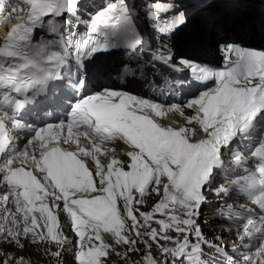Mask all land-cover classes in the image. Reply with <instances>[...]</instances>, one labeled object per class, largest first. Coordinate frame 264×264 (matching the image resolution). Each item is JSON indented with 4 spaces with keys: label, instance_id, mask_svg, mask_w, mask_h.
I'll list each match as a JSON object with an SVG mask.
<instances>
[{
    "label": "snow or ice",
    "instance_id": "1",
    "mask_svg": "<svg viewBox=\"0 0 264 264\" xmlns=\"http://www.w3.org/2000/svg\"><path fill=\"white\" fill-rule=\"evenodd\" d=\"M76 4L77 0H17L7 4L0 0V15L5 19L15 15L17 20L0 44V156L5 157L0 161V202L5 205L0 243L17 245L21 250L27 243L54 244L58 250L51 255L59 258L70 243L61 228L62 211L70 218L75 237L71 241L75 264H106L112 253L129 264V254L138 252L140 243L149 250L141 264H204L203 246L224 256L223 261L210 256L213 264H264V215L256 219L249 216L237 233L242 242L245 237L259 241L254 252L250 244L243 245L248 251L233 249L240 262L227 256L220 246L208 243L197 223L200 207L206 202L203 189L223 167V150L232 153L237 165L244 160L239 151H232L237 135L251 141L247 150L255 165L254 170H246L248 175L240 177L247 185L242 190H247L252 202L264 212V127L254 140L251 135L264 121V50L244 48L221 37L224 69L199 68L200 78L215 81L216 87L199 92L183 105L166 106L115 88L89 92L90 69L85 61L121 47L122 39L137 44L140 40L126 0H107L90 17L89 31L102 39L76 40V32L65 33L57 27L63 14L73 12ZM146 15L152 26L165 34L190 23L189 15L176 0H152ZM232 23L236 26L242 21ZM45 24L55 38L43 42L35 37V31ZM222 24L221 19L209 15L199 20L197 31L215 40ZM58 44L71 52L52 50ZM162 44L164 50L153 54L152 61L177 72L182 67L197 70L190 60L174 62L170 46L163 40ZM98 71L109 77L115 74L123 81L137 76L139 62L136 67L122 62ZM65 76V86L72 93L68 98L72 119L67 135H62L63 123L37 127L21 110L45 91L49 80ZM176 87H182V83L173 81L171 88ZM165 109L182 116L186 109H192L193 114L185 116L186 125L176 129L162 126L155 119ZM200 131L205 137L194 139ZM14 132L28 136L25 150L15 147ZM80 136L92 147H82ZM115 140L130 146L124 152L126 160L109 157L107 150H101L102 144ZM73 143L76 150H69ZM34 144H38V156L36 149L31 153L27 150ZM82 157L94 159L91 170ZM232 182L238 184L239 180ZM213 191L219 194L228 190L221 186ZM149 194L158 199L145 212L140 206ZM9 204L15 206V212L8 209ZM177 207L179 216L175 214ZM168 231L177 232L178 238L167 235ZM102 233H111L125 250L117 251L105 243ZM161 240L174 246L166 247ZM153 244L166 257L162 262L152 255ZM0 264L30 262L5 252Z\"/></svg>",
    "mask_w": 264,
    "mask_h": 264
},
{
    "label": "rangeland",
    "instance_id": "2",
    "mask_svg": "<svg viewBox=\"0 0 264 264\" xmlns=\"http://www.w3.org/2000/svg\"><path fill=\"white\" fill-rule=\"evenodd\" d=\"M6 1L10 2V0H6ZM106 2H107V0H82L79 3L78 9L76 12H73V13L65 16V17L60 18V23L57 25L58 29L62 30L65 33H67L69 30H72L74 32L76 31L77 36L80 35L79 37L81 40L86 38L87 33H88V24H89L90 17L98 9H100L102 7V5L105 4ZM136 2L140 6L139 9H140V15L142 16V19L145 22H147L148 24H150L149 28H151L153 31H158L152 26L151 22L148 19V16L146 15V13L148 12V6L152 3V0H146V1L145 0H137ZM188 5L191 6L190 3H188ZM217 18H219V17H217ZM219 19H221V18H219ZM43 31L47 35L52 36V33H50L48 31V25L47 24H45L43 26ZM224 32H226V31H223L222 33L216 35V37H219L221 39L222 36L223 37L227 36L228 34H223ZM219 180H221V179L219 178ZM215 185H217V184H214V186ZM147 197H149V195H147ZM145 203H146V206L144 208L145 209L149 208L153 204V200L150 199L149 202L146 201ZM216 206H218V205H211L207 209H203L202 211L203 212L208 211V209L210 210ZM144 208L142 206H140V210L144 211ZM62 217L65 220V214L63 215V213H62ZM2 220H4V219L1 218L0 224H2ZM208 220L209 219L207 218L206 214L202 215L201 213H200L199 218L197 219L200 226L203 222H207ZM216 223H213L214 225L212 224V226H214L212 228L217 227L218 224H216ZM12 226L13 225L9 224V227H12ZM153 226L156 227L157 225L153 223ZM141 231L143 232V231H145V229H141ZM70 232H71V235H74V233L71 231V229L69 227V233ZM108 234H111V233H108ZM213 235H215V233ZM106 238L109 240L113 239L112 237H110L108 235H106ZM106 238H104L103 240L105 243L109 244V242ZM215 238H217V240H218V235L216 237L215 236L205 237V239L208 241V243L219 244L217 241L216 242L214 241ZM68 239H69V237H68ZM219 241L222 242V240L220 238H219ZM163 243H164V241L161 242V244H163ZM140 244L141 245H139V244L137 245L138 249L141 246L142 249H144L147 253L149 250L145 247V245L143 243H140ZM113 248H115V247H113ZM46 249H48V250L46 251ZM115 249L117 251H124L125 247H123L122 250H121V248H115ZM206 249H207V246H205V247L203 246V248H202L203 252ZM57 250H58V246H56L54 244H52V245H46V244L33 245L31 243H27L25 248L23 250H21L19 248V246H17V245L0 243V256H3V254L5 252H7L15 258L24 257V259L27 262H30V264H75L74 256H73L74 250L71 249L70 246H68V245L66 246V251H62L61 256L59 258L53 257L51 255V252H54ZM152 255H154L153 252H152ZM142 256L143 255L140 254V249L138 252L130 253L129 254V264H141ZM157 260L161 261V257H159ZM106 264H125V261L120 256H117L115 253H112L110 255V257L107 258Z\"/></svg>",
    "mask_w": 264,
    "mask_h": 264
},
{
    "label": "bare ground",
    "instance_id": "3",
    "mask_svg": "<svg viewBox=\"0 0 264 264\" xmlns=\"http://www.w3.org/2000/svg\"><path fill=\"white\" fill-rule=\"evenodd\" d=\"M137 0H132V4L130 3H127V6H128V8H129V10L131 11V15H133V16H135L137 19H139V18H141V15H140V9H139V4L136 2ZM146 1V0H145ZM190 5H191V3H190ZM234 6H235V4H230L229 6H227L226 8H224V10H223V13H228L227 15H226V17L222 20L223 21V24H222V26L219 28V29H217V32H216V35H218V34H220V33H222L223 31H226V32H231V31H233V21H234V17H236V15H237V12H236V9L234 8ZM190 8H191V10H192V13H193V17L195 18V20H196V22L197 23H195V26H197V24H198V22H199V20H200V15H201V13L202 12H204V11H206V9L207 8H209L206 4H204L203 2L201 3V4H197V5H195V6H193V5H191L190 6ZM214 10V9H213ZM210 11H212V9L210 10ZM25 18H26V16H25ZM257 19H260V20H262V19H264V17H262V18H257ZM2 28V26H0V29ZM78 31V30H77ZM76 32V31H75ZM35 33H36V35L41 39V41H43V42H46V40L49 38V37H52V36H49V35H47L46 33H44V31H43V28H41V27H39V26H37V28H36V31H35ZM157 33H160V34H163V33H161V32H157ZM80 36V35H79ZM79 36H77L76 35V37H75V39L77 40V39H79L80 37ZM52 38H55V37H52ZM2 42L3 41H1L0 40V44H2ZM68 49V48H67ZM48 105V104H47ZM176 119H178V118H176ZM244 174H248L247 172H246V170H244L243 169V167L242 166H239V165H236L234 162H233V164L228 168V170H227V175H228V177L229 178H231V180L232 181H234V180H239V184L240 185H242L241 184V180L242 179H240V177H242ZM234 191H237V193H240V194H243L244 193V190H242L240 187H233V192ZM138 195V194H137ZM150 196L149 197H145V201H147V202H149L150 201V199H152L153 200V204L149 207V208H144L145 206H146V203L144 204V205H142V207L144 208V211L145 212H147V211H150V209H151V207L157 202V197L155 196V194H149ZM219 206V205H218ZM218 206H216V207H214V208H212V209H208V211H205V212H203L202 210H200V213L202 214V215H205L206 214V216H207V218L209 219L207 222H203L202 224H201V226L200 227H202L201 228V230H202V232H203V235H204V237H207V236H217V235H219V234H222L221 235V240H222V237L224 236V237H226V232L225 231H221L220 232V230H219V228H212V227H214V226H212V224L213 223H216V224H218V222L219 221H221V214H219V212H218V210H217V207ZM1 208H3L2 206H1ZM208 208V207H207ZM9 209V208H8ZM61 213H63L62 211H61ZM175 214L176 215H181V212H180V209H179V207H177V209H176V212H175ZM64 215V214H63ZM59 220H60V224H61V228H62V230H63V233L64 234H67V236L69 237V241H70V243H69V245L68 246H70V248L71 249H73L74 250V245L71 243V241H73L74 239H75V237H74V235H71V232L69 233V225L65 222V220H64V218L62 217V215L61 216H59ZM157 218H163V217H157ZM197 223L199 224V222L197 221ZM214 225V224H213ZM152 226H153V224H152ZM8 227H9V224H8ZM13 227V226H12ZM153 227H155V226H153ZM156 227H158V226H156ZM215 233V235H213ZM106 235H108V236H110V237H112L113 239H111V240H109V239H107L106 238ZM167 235H170V236H172L173 238H178V233L177 232H175V231H169V232H167ZM230 235H231V233H229V235H228V237L230 238ZM102 236H103V239L104 238H106L107 240H108V242H109V245H111L112 247H115V248H121V250L123 249V247H125V246H123V245H121V244H117L116 243V239H115V237L112 235V234H108V233H103L102 234ZM191 239H192V241L193 242H195V237H191ZM163 240H161L160 241V243L162 242ZM214 241L216 242H219V243H221L220 241H219V239L217 240V238H215L214 239ZM164 246H166V247H173L174 245L172 244V243H170V242H167V241H164ZM139 245H141V244H139ZM222 245V244H221ZM119 246V247H118ZM205 247V246H204ZM139 249H140V254L141 255H144V254H146V251L144 250V249H142V247L140 246L139 247ZM147 250V249H146ZM152 251L151 252H153V256L156 258V260L159 258V257H161V262L164 260V259H166V257H164V256H162L161 255V253H160V250H159V248H157L156 246H155V244H153V246H152V249H151ZM203 251V250H202ZM168 259H170V258H168Z\"/></svg>",
    "mask_w": 264,
    "mask_h": 264
},
{
    "label": "trees",
    "instance_id": "4",
    "mask_svg": "<svg viewBox=\"0 0 264 264\" xmlns=\"http://www.w3.org/2000/svg\"><path fill=\"white\" fill-rule=\"evenodd\" d=\"M216 48V47H215ZM218 51V50H217ZM204 58H207V55L206 54H204V56H203Z\"/></svg>",
    "mask_w": 264,
    "mask_h": 264
}]
</instances>
